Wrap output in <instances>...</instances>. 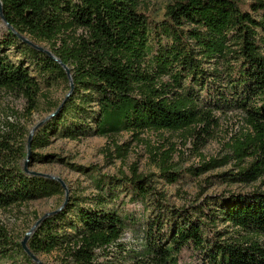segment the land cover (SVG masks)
Returning a JSON list of instances; mask_svg holds the SVG:
<instances>
[{"label": "trees", "instance_id": "obj_1", "mask_svg": "<svg viewBox=\"0 0 264 264\" xmlns=\"http://www.w3.org/2000/svg\"><path fill=\"white\" fill-rule=\"evenodd\" d=\"M1 1L13 29L0 34V90L24 97L32 112L43 88L30 65L48 86L59 79L70 86L62 65L18 33L49 49L72 73L71 94L54 105L56 113L32 140L33 150L49 145L55 132L77 139L170 131L203 139L201 133L209 136L218 122L214 109L231 102L222 88L226 82L253 131L233 144L239 164L251 159L228 179L252 183L264 175V0H170L163 19L154 23L141 0ZM24 137L18 132L0 138V208L64 194L59 181L24 170ZM152 157L170 184L181 174L200 176L230 160L204 159L182 168L171 150ZM106 177L96 179L100 195L93 207L69 199L41 222L29 240L34 254L56 252V264H179L181 250L193 245L210 252V264H264V190L233 195L217 217L201 215L199 207L187 214L173 209L136 166L125 179L109 177L106 183ZM118 188L153 208L140 250L121 241L129 218L107 206ZM217 218L244 233L209 244L204 234ZM0 247V256L17 257L15 264H37L2 226Z\"/></svg>", "mask_w": 264, "mask_h": 264}, {"label": "rangeland", "instance_id": "obj_2", "mask_svg": "<svg viewBox=\"0 0 264 264\" xmlns=\"http://www.w3.org/2000/svg\"><path fill=\"white\" fill-rule=\"evenodd\" d=\"M170 0H141V8L149 20L160 22L165 14L166 5ZM255 2L257 0H242ZM0 21V34L6 31ZM13 56V49L9 51ZM16 58V57H14ZM17 59V58H16ZM30 71L42 84V94L36 110L30 112L28 102L22 96L7 90H0V138L2 135H15L25 132L24 145L27 147L31 133L32 140L41 132L43 125L56 112L54 105H61L70 91L69 83L59 79L56 84L48 86L47 81L33 68ZM210 64H205L209 68ZM227 91L230 103L223 108L214 109L213 115L218 121L210 128V135L201 133L203 137L196 138L189 132L146 131L139 135L121 133L112 137H102L91 134L77 139L63 136L62 132L50 135V144L31 149L30 169L61 178L68 189L69 199L79 203V207H93L100 195L96 188V179L107 176L125 179L131 175V169L136 166L140 173L150 175L159 195H164L167 203L173 209L182 213L192 211L194 207L203 208V213L219 216V208L227 204L233 195L248 193L253 190H264V175L252 183L233 182L228 179L229 173H236L240 166L247 164L251 158L239 164L234 159L233 144L244 135L253 133L247 122L245 110L234 100V94L229 91L226 82H221ZM97 110V107L95 108ZM94 126L92 119L89 120ZM42 124V125H41ZM38 125H41L38 127ZM36 127H38L36 129ZM32 144V143H31ZM122 150H116L117 146ZM32 148V147H31ZM172 151V161L179 167L188 168L200 165L203 160L229 157L224 166L210 170L200 176L181 174L178 183L170 184L159 174L154 163L152 152ZM23 160V165L27 159ZM110 177V178H109ZM119 196L107 202V206L126 215L129 219L121 241L130 244L132 249H141L149 231V217L152 207L141 199H133L130 190L118 188ZM64 194L50 198H40L23 204L0 208V226L13 238L22 242L26 234L44 214L59 209L65 202ZM210 205L213 209L209 212ZM203 219L207 220L206 216ZM68 231L71 228H67ZM244 233L217 218V223L205 232L207 240L214 242L220 238L237 237ZM12 245L9 249H12ZM1 249V247H0ZM108 252L112 253V250ZM209 251L197 250L193 245L185 246L179 256V264H210ZM57 253H40L38 257L45 264H56ZM104 259V258H102ZM17 257L0 256V264H15Z\"/></svg>", "mask_w": 264, "mask_h": 264}, {"label": "water", "instance_id": "obj_3", "mask_svg": "<svg viewBox=\"0 0 264 264\" xmlns=\"http://www.w3.org/2000/svg\"><path fill=\"white\" fill-rule=\"evenodd\" d=\"M0 19H1V21H2V25L5 26L6 29H13V27L7 22V19H6L5 15H4V12H3V3H2L1 0H0ZM18 35H19V37H20L22 40H24L25 42L31 44L32 46H34L35 48L39 49L40 51H43V52L47 53L48 55H50L51 57H53L55 60H57V61L62 65V67L65 69V71H66V73H67V75H68V77H69V79H70L71 90H70V92H69V93L67 94V96H66V97H68V96L71 94V92H72V90H73V88H74V83H73V80H72V73H71V70H70V68L68 67V65L64 64L63 61H62L61 59H59V58H57L56 56H54V55L52 54V52H51L49 49H46V48H44V47H42V46H38V45L34 44V43L31 42L29 39H27V38L21 36L19 33H18ZM55 113H56V112H55ZM55 113H52V114L50 115V117L53 116V115H55ZM41 125H42V124H41ZM41 125H38V127L41 126ZM38 127H36V129H37ZM32 137H33V134L31 133V135H30V137H29V141H28V154H27V159H26V161H25V163H24V170H25L27 173L32 174V175H40V176H44V177H47V178H50V179H55V180L59 181V182L62 184V186L64 187V189L66 190V199H65L64 204H63L59 209H57V210H55V211H52V212H48V213L44 214L40 219H38V221H37V222L35 223V225L30 229V231L26 234L25 238H24L23 241L21 242L23 249L25 250V252H27V253L32 257V259H33L34 262H36L37 264H45L43 261H41V259H40L36 254H34V253L31 251V249L29 248V240H30L32 234L34 233V231L36 230V228L41 224V222H42L45 218H47V217H49V216H51V215L57 213L58 211H60V210L64 207V205H65V204L68 202V200H69V196H68V189H67V187H66V184H65V182H64L61 178L56 177V176H53V175H50V174H45V173H41V172H37V171H33V170L30 169V158H31V149H32V148H31V147H32V144H31V143H32Z\"/></svg>", "mask_w": 264, "mask_h": 264}]
</instances>
